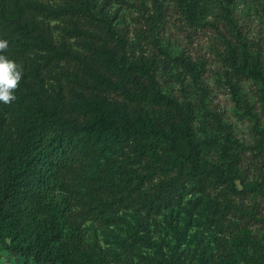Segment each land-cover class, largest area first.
<instances>
[{
    "label": "trees",
    "instance_id": "16d2710c",
    "mask_svg": "<svg viewBox=\"0 0 264 264\" xmlns=\"http://www.w3.org/2000/svg\"><path fill=\"white\" fill-rule=\"evenodd\" d=\"M220 1L228 15L231 0ZM177 2L189 21H197L202 2ZM52 19L60 24H49ZM55 26L79 45L56 40ZM0 40L8 42L0 54L23 71L16 99L0 102V245L5 252L38 264H105L84 242L68 200L50 194L54 184L62 185L77 170L85 149L101 141L133 139L136 152L129 160L146 159V170L94 174L89 208L103 210L155 174L162 175L155 186L161 199L187 182L234 188L241 145L216 117L194 126L190 102L160 90L152 61L133 57L95 0H0ZM163 54L197 80L198 70L183 52ZM225 56L230 76L258 82L256 97L264 113V56L249 52L243 40L227 45ZM227 83L234 92V80ZM112 96L138 111L117 110ZM144 105L163 108L164 115L151 117L141 112ZM199 107L206 111L202 94ZM244 111L255 120L249 148L264 164V126L250 108ZM209 126L220 130L219 140ZM210 148H217V159L205 157ZM240 190L264 195V180L242 181ZM258 218L264 225V208Z\"/></svg>",
    "mask_w": 264,
    "mask_h": 264
},
{
    "label": "rangeland",
    "instance_id": "374dc122",
    "mask_svg": "<svg viewBox=\"0 0 264 264\" xmlns=\"http://www.w3.org/2000/svg\"><path fill=\"white\" fill-rule=\"evenodd\" d=\"M95 1L129 43L133 57L152 61L160 90L178 101L190 102L196 114L194 126L211 123L216 117L241 145L238 176L233 180L234 188L224 183L200 187L187 182L171 198L161 199L155 186L162 175L155 174L103 210L92 209L94 174L118 175L129 168L146 170V159L129 160L136 152L133 139L101 141L85 149L77 170L70 172L62 185H53L51 197L68 200L84 242L101 255L105 264H264V225L258 218L264 195L240 190L242 181L264 180V164L249 148L255 138V120L244 107L256 114L262 126L264 113L256 97L258 82L251 77L230 76L225 56L226 46L239 45L240 40L249 52L264 56L261 0H231L228 15L222 1L199 0L204 7L195 22L182 14L177 0ZM49 24L60 21L52 19ZM52 33L56 40L79 45L78 39L57 26ZM180 51L195 64L197 80L163 54ZM52 70L58 71V67ZM232 80L234 92L227 83ZM200 94L205 112L199 107ZM111 98L121 112L138 111L136 107H124L118 97ZM141 112L151 117L164 115L163 108L148 105ZM208 130L220 139V130L211 126ZM205 157L217 159V148L208 149ZM0 264L38 263L5 252L0 245Z\"/></svg>",
    "mask_w": 264,
    "mask_h": 264
},
{
    "label": "clouds",
    "instance_id": "9594fccd",
    "mask_svg": "<svg viewBox=\"0 0 264 264\" xmlns=\"http://www.w3.org/2000/svg\"><path fill=\"white\" fill-rule=\"evenodd\" d=\"M7 48L8 42L0 40V52H4ZM22 76V67L0 54V102L10 104L16 99L13 93L18 88Z\"/></svg>",
    "mask_w": 264,
    "mask_h": 264
}]
</instances>
